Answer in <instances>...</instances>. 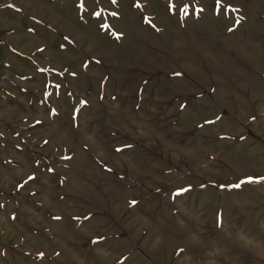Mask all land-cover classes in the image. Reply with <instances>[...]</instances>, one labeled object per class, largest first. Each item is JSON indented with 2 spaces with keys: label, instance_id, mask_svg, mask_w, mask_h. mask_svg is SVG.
Here are the masks:
<instances>
[{
  "label": "rangeland",
  "instance_id": "1",
  "mask_svg": "<svg viewBox=\"0 0 264 264\" xmlns=\"http://www.w3.org/2000/svg\"><path fill=\"white\" fill-rule=\"evenodd\" d=\"M0 264H264V0H0Z\"/></svg>",
  "mask_w": 264,
  "mask_h": 264
},
{
  "label": "snow or ice",
  "instance_id": "2",
  "mask_svg": "<svg viewBox=\"0 0 264 264\" xmlns=\"http://www.w3.org/2000/svg\"><path fill=\"white\" fill-rule=\"evenodd\" d=\"M97 15H98V14H97ZM249 182H254V181L252 180V178H251V177L249 178ZM235 187H237V188H238V187H240V185H239V184H237V185H235Z\"/></svg>",
  "mask_w": 264,
  "mask_h": 264
},
{
  "label": "bare ground",
  "instance_id": "3",
  "mask_svg": "<svg viewBox=\"0 0 264 264\" xmlns=\"http://www.w3.org/2000/svg\"><path fill=\"white\" fill-rule=\"evenodd\" d=\"M242 240V239H241Z\"/></svg>",
  "mask_w": 264,
  "mask_h": 264
}]
</instances>
